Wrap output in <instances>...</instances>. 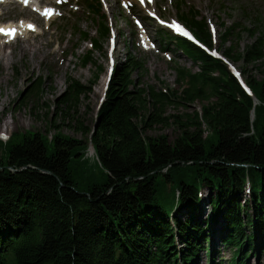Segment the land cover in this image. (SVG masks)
<instances>
[{
    "label": "trees",
    "instance_id": "obj_1",
    "mask_svg": "<svg viewBox=\"0 0 264 264\" xmlns=\"http://www.w3.org/2000/svg\"><path fill=\"white\" fill-rule=\"evenodd\" d=\"M83 1L99 28L98 39L84 32L82 41L99 50L110 26L100 0ZM198 17L189 10L181 20L201 46L166 35L198 68H177L178 83L186 84L181 93L135 90L134 74L144 66L127 55L110 79L96 132L80 129L86 141L33 132L0 140V264H198L199 248L215 237L207 228L219 218L224 247L234 250L231 264L264 249V31L243 28L253 43L243 53L236 46L219 53L263 74L240 70L248 93L227 62L203 48L213 51V35ZM233 32L226 29L223 45ZM82 63L93 64L92 52ZM68 82L62 103L88 93L79 81ZM175 100L206 104L191 120L164 116ZM171 124L180 131L173 142L146 135ZM89 144L95 164L86 158ZM204 189L211 198L202 224L196 208L205 205ZM188 208L192 215L182 221L176 212ZM207 252L209 264H218L211 246Z\"/></svg>",
    "mask_w": 264,
    "mask_h": 264
},
{
    "label": "rangeland",
    "instance_id": "obj_2",
    "mask_svg": "<svg viewBox=\"0 0 264 264\" xmlns=\"http://www.w3.org/2000/svg\"><path fill=\"white\" fill-rule=\"evenodd\" d=\"M100 1L111 33L100 44L99 50L92 49L90 41H82L81 34L84 32H91V38L98 39L96 30L99 28L98 23L92 22V16L87 12L83 0H39L43 5L54 9V15L48 20L29 8L22 9V6L9 5L1 11L0 25L29 21L34 25L35 32H29L27 36L22 34L24 37L19 34L15 36L19 37L17 41L28 37L31 42V51L25 56L21 55L19 42H13L10 47L0 36V47L6 46L4 53L14 62L8 67V61L0 60V136L5 134L11 137L14 133L33 132L53 138L61 133L75 140L86 141V136L80 129L94 127L112 58L118 65L125 62L129 55L144 66L143 70L134 74L135 90L150 91L154 88L156 92L175 90L181 93L186 84L178 83L177 68L184 67L195 72L198 68L176 49L175 38L171 39L166 35L175 36L171 28L174 22L186 26L181 17L189 10L197 12L198 20L203 19L208 25L213 35L212 52H217L219 56L229 46H236L243 53L253 43L254 38L243 28L255 29L256 24L257 30L264 31V0H181V7H177L174 0ZM230 27L234 28V32L230 42L223 45L221 39ZM113 40L115 48L112 50ZM38 44H42L43 48L40 49ZM88 52H92L93 64L86 67L82 59ZM231 65L238 71L242 70L245 75L258 78L263 76L253 65L248 66L243 62ZM70 77L89 90L86 95H80L77 101L72 99L62 103L69 96ZM39 81L42 86L38 91L34 86ZM205 104L203 101L188 104L175 100L166 104L164 116H181L184 120H191L197 113H202ZM6 121L10 126H5ZM203 130L207 136V127L203 126ZM179 134L180 131L174 124L155 127L146 133L148 136L167 135L171 142ZM17 142L19 138L13 140V143ZM93 155L94 149L89 144L86 158L95 164L97 161ZM210 192L209 189L203 190L205 205L196 208V218L202 224H205L209 212L207 205L211 198ZM243 199H248V196L244 195ZM176 214L182 221L188 220L192 215L189 208L177 211ZM214 226L215 229L210 226L207 228L216 231L213 234L215 237L211 235L210 238L214 237L212 243L205 241V248H199L198 264H209L207 249L210 246L217 253L215 260L218 264H231L234 250L224 247L222 218L217 219ZM176 244L178 248L181 247L179 242ZM256 251L259 258L249 251L251 254L242 260V264L249 263L246 262L247 259L252 264H258V260L259 264H264V249Z\"/></svg>",
    "mask_w": 264,
    "mask_h": 264
},
{
    "label": "bare ground",
    "instance_id": "obj_3",
    "mask_svg": "<svg viewBox=\"0 0 264 264\" xmlns=\"http://www.w3.org/2000/svg\"><path fill=\"white\" fill-rule=\"evenodd\" d=\"M5 7H7V6H4L2 8V10ZM22 9H27V8L22 7ZM29 9L31 11H33L34 13L38 14L39 16H41L42 18H44L45 20H48L50 17H52L54 15L53 7H48L46 5H43L42 3L39 2V0H38V3L36 5H33V7L29 8ZM0 29L4 30V31H0V36L3 37V39H5V44H9L10 47L12 46L13 42H16L17 40H19V37H15L17 34H19L20 36H23V35L27 36V34L29 32H35L34 31L35 30L34 25L31 22H29V21H23V20L20 21L17 24L10 22V23H7L5 25H0ZM9 30H14V33L5 34V33H8ZM148 32H149V28H148ZM17 42H19L18 44H19L20 52H21L22 56H25L26 53L31 51V44H30L31 42L29 41L28 37L27 38H22L20 41H17ZM38 47L40 49L43 48L42 44H38ZM4 48H6L5 45L0 47V60L1 61H5V62L8 61L7 65L9 67V64L12 65V64H14V62L12 61V59L9 58V56H7L4 53ZM4 79H6V78H4ZM0 103H1V101H0ZM5 126H7V127L10 126V123L8 121H6L5 122ZM9 139H10V137L8 138V141H9ZM93 156L98 161V158H97L95 152H94ZM257 256L259 258V254L258 253H257ZM246 262H249V263H246V264H252L251 260H249V259H247ZM257 262L259 264V260Z\"/></svg>",
    "mask_w": 264,
    "mask_h": 264
},
{
    "label": "water",
    "instance_id": "obj_4",
    "mask_svg": "<svg viewBox=\"0 0 264 264\" xmlns=\"http://www.w3.org/2000/svg\"><path fill=\"white\" fill-rule=\"evenodd\" d=\"M215 55V54H214ZM219 57V56H218ZM229 69H230V71L232 72V74H234L237 78H238V80H239V82L243 85V87L245 88V90L248 92V93H250V91L248 90V88L245 86V84L243 83V80H242V78H241V75L239 74V72H237L236 70H235V68L231 65V64H229ZM238 74V75H237ZM108 87H109V83H107L106 84V86H105V90H104V93H103V96H102V102H101V104L99 105V107H98V111H99V109H100V107H101V105H102V103H103V101H104V99H105V97H106V95H107V90H108ZM96 130H97V123L95 122V124H94V127H93V131H92V134H94L95 132H96ZM93 148V147H92Z\"/></svg>",
    "mask_w": 264,
    "mask_h": 264
},
{
    "label": "snow or ice",
    "instance_id": "obj_5",
    "mask_svg": "<svg viewBox=\"0 0 264 264\" xmlns=\"http://www.w3.org/2000/svg\"><path fill=\"white\" fill-rule=\"evenodd\" d=\"M0 31H4L3 29H0ZM11 33H14V30H9L8 33H5V34H11ZM185 35H187V33H185Z\"/></svg>",
    "mask_w": 264,
    "mask_h": 264
}]
</instances>
